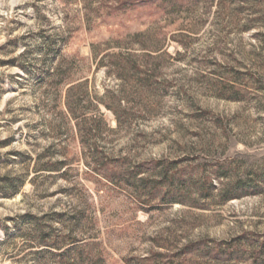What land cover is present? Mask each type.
Here are the masks:
<instances>
[{"label": "rangeland", "instance_id": "obj_1", "mask_svg": "<svg viewBox=\"0 0 264 264\" xmlns=\"http://www.w3.org/2000/svg\"><path fill=\"white\" fill-rule=\"evenodd\" d=\"M0 264H264V0H0Z\"/></svg>", "mask_w": 264, "mask_h": 264}, {"label": "trees", "instance_id": "obj_2", "mask_svg": "<svg viewBox=\"0 0 264 264\" xmlns=\"http://www.w3.org/2000/svg\"><path fill=\"white\" fill-rule=\"evenodd\" d=\"M71 251H72V250H70V251H67V252H66V254L70 253Z\"/></svg>", "mask_w": 264, "mask_h": 264}]
</instances>
